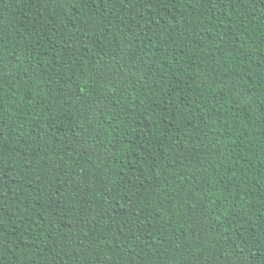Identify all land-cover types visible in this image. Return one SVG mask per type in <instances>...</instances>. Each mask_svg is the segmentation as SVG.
Instances as JSON below:
<instances>
[{"label": "trees", "instance_id": "1", "mask_svg": "<svg viewBox=\"0 0 264 264\" xmlns=\"http://www.w3.org/2000/svg\"><path fill=\"white\" fill-rule=\"evenodd\" d=\"M0 264H264V0H0Z\"/></svg>", "mask_w": 264, "mask_h": 264}]
</instances>
